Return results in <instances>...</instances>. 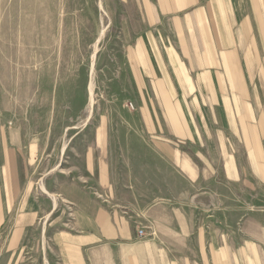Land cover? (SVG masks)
Here are the masks:
<instances>
[{"label": "crops", "instance_id": "crops-1", "mask_svg": "<svg viewBox=\"0 0 264 264\" xmlns=\"http://www.w3.org/2000/svg\"><path fill=\"white\" fill-rule=\"evenodd\" d=\"M108 1L138 124L68 143L57 198L34 188L27 142L0 129V264L110 262L141 225L196 213L236 225L220 264H264V0Z\"/></svg>", "mask_w": 264, "mask_h": 264}, {"label": "rangeland", "instance_id": "rangeland-1", "mask_svg": "<svg viewBox=\"0 0 264 264\" xmlns=\"http://www.w3.org/2000/svg\"><path fill=\"white\" fill-rule=\"evenodd\" d=\"M125 60L108 0H0V129L14 128L20 142H27L31 180L44 195L56 197L74 174L68 143L85 138L93 126L116 127V136L123 137L119 127L138 124ZM225 190L241 195L230 185ZM188 220L191 225H139L146 236L108 247L111 260L100 264H220L226 251L234 257L237 247L221 242L235 240L236 225H204L200 213L177 222ZM132 248L146 254L121 255Z\"/></svg>", "mask_w": 264, "mask_h": 264}, {"label": "bare ground", "instance_id": "bare-ground-1", "mask_svg": "<svg viewBox=\"0 0 264 264\" xmlns=\"http://www.w3.org/2000/svg\"><path fill=\"white\" fill-rule=\"evenodd\" d=\"M104 12V11H103ZM105 13V12H104ZM107 30V27H104L102 30H101V35L100 36H103L105 31ZM100 39V38H99ZM100 40H98L99 42ZM97 42V43H98ZM96 47V46H95ZM96 52H97V49H95V52H94V55H93V60H92V66L94 65L95 63V55H96ZM89 96H90V114L92 113V106H93V103H94V84L91 83L90 86H89ZM65 149V148H64ZM64 151V150H63ZM42 189H44V187H42ZM47 193V192H46Z\"/></svg>", "mask_w": 264, "mask_h": 264}, {"label": "built area", "instance_id": "built-area-1", "mask_svg": "<svg viewBox=\"0 0 264 264\" xmlns=\"http://www.w3.org/2000/svg\"><path fill=\"white\" fill-rule=\"evenodd\" d=\"M130 108H131V109H134V106H133L132 103H130ZM138 236H139L140 238L146 236L145 231H144L143 229H140V230L138 231Z\"/></svg>", "mask_w": 264, "mask_h": 264}]
</instances>
